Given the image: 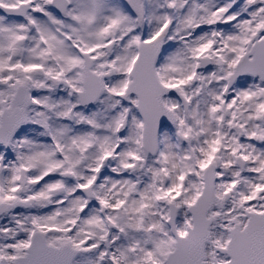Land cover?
Here are the masks:
<instances>
[{
	"label": "snow or ice",
	"instance_id": "1",
	"mask_svg": "<svg viewBox=\"0 0 264 264\" xmlns=\"http://www.w3.org/2000/svg\"><path fill=\"white\" fill-rule=\"evenodd\" d=\"M0 264H264V0H0Z\"/></svg>",
	"mask_w": 264,
	"mask_h": 264
}]
</instances>
